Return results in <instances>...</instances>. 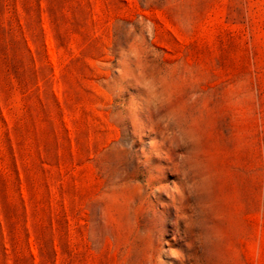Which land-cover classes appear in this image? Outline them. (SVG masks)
Here are the masks:
<instances>
[{
	"label": "rangeland",
	"instance_id": "rangeland-1",
	"mask_svg": "<svg viewBox=\"0 0 264 264\" xmlns=\"http://www.w3.org/2000/svg\"><path fill=\"white\" fill-rule=\"evenodd\" d=\"M169 247L264 264V0H0V264Z\"/></svg>",
	"mask_w": 264,
	"mask_h": 264
},
{
	"label": "clouds",
	"instance_id": "clouds-1",
	"mask_svg": "<svg viewBox=\"0 0 264 264\" xmlns=\"http://www.w3.org/2000/svg\"><path fill=\"white\" fill-rule=\"evenodd\" d=\"M151 143H152V141L149 142L150 145H151ZM172 173L174 175H179L181 177V179H183V174L181 172L176 171L175 168L172 169ZM161 188H171L172 192L176 193L177 196H181L182 190L180 187V183L177 181H172L171 183H164L163 185L159 186L157 188V192L154 193V195L162 194V195L166 196L168 198V200L170 202H172V206L175 209V211H177V209L175 207V198L173 197L172 193L168 192V191H161L160 190ZM177 219L179 222L183 221L186 232L192 234L193 238L196 239L197 241H199L198 233H196L194 231L195 229L199 228V225L188 223L186 216H178ZM165 257H167L169 260L176 261L177 264H184V259L187 258L185 256V253L182 250L172 248V247L167 248L165 250V252L163 254H161L160 264H167V260L165 259Z\"/></svg>",
	"mask_w": 264,
	"mask_h": 264
}]
</instances>
